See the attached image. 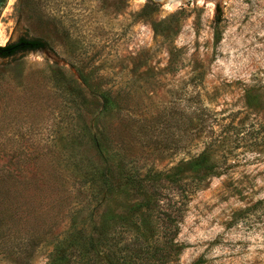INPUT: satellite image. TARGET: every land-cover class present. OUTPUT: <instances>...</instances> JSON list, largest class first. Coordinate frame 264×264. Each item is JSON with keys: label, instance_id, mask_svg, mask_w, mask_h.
<instances>
[{"label": "rangeland", "instance_id": "374dc122", "mask_svg": "<svg viewBox=\"0 0 264 264\" xmlns=\"http://www.w3.org/2000/svg\"><path fill=\"white\" fill-rule=\"evenodd\" d=\"M0 32V46L36 37L49 52L0 57V174L56 164L83 190L28 262L0 250V264H49L59 243L105 218L130 237L142 222L124 184L133 155L167 170L204 146L180 152L173 124L144 121L196 92L215 117L217 168L190 194L169 264H264V0H4ZM105 160L113 190L91 182Z\"/></svg>", "mask_w": 264, "mask_h": 264}, {"label": "trees", "instance_id": "16d2710c", "mask_svg": "<svg viewBox=\"0 0 264 264\" xmlns=\"http://www.w3.org/2000/svg\"><path fill=\"white\" fill-rule=\"evenodd\" d=\"M31 38L33 49L46 47L42 39ZM17 46L9 42L0 46V57L14 56ZM188 98L187 107L175 102L144 122L173 124L178 137L175 149L180 152H186L200 139L204 146L198 154L180 159L167 170H156L154 160L148 164L133 155L124 184L136 198L130 208L140 212L142 222L131 223L134 230L131 236L124 237V226L112 227L106 218L102 219L88 233L71 234L66 244L59 243L49 264H169L177 250L176 235L190 194L199 182L215 175L217 168L209 154L215 117L206 109L198 92ZM168 148L167 145L151 147V152L161 154ZM44 165L40 160L29 163L30 167ZM50 172L24 177L11 172L7 177L0 174V223L4 227L0 250L18 263L28 262L36 246L54 235L61 213L75 197L83 194L82 185L69 183L70 177L56 173V164L50 165ZM91 182L106 190L120 186L107 160L92 174ZM56 186L63 187V191H56ZM110 211L107 209L103 216ZM20 240L24 243H19Z\"/></svg>", "mask_w": 264, "mask_h": 264}, {"label": "flooded vegetation", "instance_id": "af4514ba", "mask_svg": "<svg viewBox=\"0 0 264 264\" xmlns=\"http://www.w3.org/2000/svg\"><path fill=\"white\" fill-rule=\"evenodd\" d=\"M11 45H18L17 47V53H22L24 51H37V50H42L44 47H37V48H32L33 46V41L31 37H26V36H19L16 40L14 41H9ZM14 54V55H15Z\"/></svg>", "mask_w": 264, "mask_h": 264}, {"label": "water", "instance_id": "95a60500", "mask_svg": "<svg viewBox=\"0 0 264 264\" xmlns=\"http://www.w3.org/2000/svg\"><path fill=\"white\" fill-rule=\"evenodd\" d=\"M3 1H4V0H0V7H1L2 4H3ZM31 52H34V51H31ZM35 52H37V53H45V54H49V52H48V50L46 49V47H44V49H42L41 51H40V50H37V51H35Z\"/></svg>", "mask_w": 264, "mask_h": 264}, {"label": "bare ground", "instance_id": "6f19581e", "mask_svg": "<svg viewBox=\"0 0 264 264\" xmlns=\"http://www.w3.org/2000/svg\"><path fill=\"white\" fill-rule=\"evenodd\" d=\"M1 35H2V34H1V32H0V37H1Z\"/></svg>", "mask_w": 264, "mask_h": 264}]
</instances>
